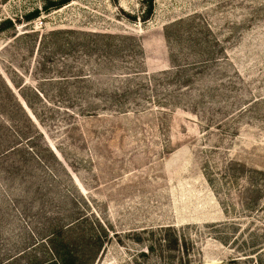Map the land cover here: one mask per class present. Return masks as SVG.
Masks as SVG:
<instances>
[{
    "label": "rangeland",
    "instance_id": "374dc122",
    "mask_svg": "<svg viewBox=\"0 0 264 264\" xmlns=\"http://www.w3.org/2000/svg\"><path fill=\"white\" fill-rule=\"evenodd\" d=\"M43 3L0 0V20ZM145 9V0H72L17 26L38 35L0 36V77L17 94L24 82L38 112L23 102L34 126L0 78V264L50 259L48 242L90 264H155L147 248L164 226L192 236L196 264H264V0H155L143 21ZM51 30L131 35L143 56L125 51L108 65L55 51ZM52 58L70 73L38 67ZM173 62L191 66L160 75ZM134 65L142 75L113 76ZM114 88L138 105L82 112Z\"/></svg>",
    "mask_w": 264,
    "mask_h": 264
},
{
    "label": "trees",
    "instance_id": "16d2710c",
    "mask_svg": "<svg viewBox=\"0 0 264 264\" xmlns=\"http://www.w3.org/2000/svg\"><path fill=\"white\" fill-rule=\"evenodd\" d=\"M72 0H44V3L39 8H34L33 10H29L25 14L21 15L20 18H6L0 20V36L5 32L13 30L11 35V39H18V38H27L30 36H36L39 34V30H35V28H31L30 31H25L23 33L17 32V26L19 24L25 23L28 24L33 20L39 18L42 13H49L52 10H58L63 8L64 6L68 5ZM154 1L155 0H145L146 9L141 16V20L147 21L153 14L154 9ZM45 38L50 40V43L53 46L55 51H64L66 49L75 50L78 49L80 51H84L87 55L89 54H97L101 56L100 58H107L108 65L113 64L114 56L123 57L125 51H129L130 53H134L136 56H143V47L139 39L131 35H120V34H113L107 32H88V31H80V30H51L48 34H45ZM47 41V44H50ZM57 50H56V48ZM53 58L51 59V64L47 66L45 63L39 62V68L43 70H50L52 71L55 67ZM174 63V62H173ZM99 67L97 71H99L102 67V64H98ZM191 66L189 63H174L173 67L169 70H165L160 73L163 76H175L177 72L180 71V74L185 73L188 68ZM56 69L58 74L70 73L71 67H60ZM143 71L138 70V66L134 65L130 68H127L125 72H119L117 74L113 73V76H122V77H129V76H136L142 75ZM97 74V73H95ZM148 75V74H146ZM159 75V74H158ZM83 74L80 75H71V78L76 80L82 79L81 77ZM158 77V76H157ZM2 84L9 92V96L11 97L13 108L17 111L21 112L24 117L35 126L33 123V119L29 115L27 108L38 118V112L34 108L33 101L29 99L24 93H22V89L26 86L23 82L17 88H19V94H17L10 85L2 78ZM69 77L66 76H47L44 77L45 80L51 83H62V81L69 80ZM176 79H179L177 77ZM148 81V83H147ZM143 82L153 86V76H146L143 79ZM14 83V82H13ZM180 85H184L180 84ZM16 87V84H14ZM33 97L38 98L40 101H43L44 92L40 89V87H27ZM90 89V88H89ZM21 91V93H20ZM106 95L108 98L103 101H95V100H87L84 102V107L80 109L82 112H87L92 114H96L100 110L104 111H113V112H128L130 111L131 107H135L138 105L136 102H127L126 97L129 96L132 91L129 90H121V88H114L112 94H108L105 90ZM99 94V93H98ZM44 102H48L44 99ZM26 104L27 108L24 107V103ZM4 108V106H2ZM2 109V108H1ZM80 111V110H79ZM4 112L0 111V114L3 115ZM53 154V152H51ZM39 161H43L42 158L36 155ZM55 157V154H54ZM77 221V220H75ZM74 221V222H75ZM75 224V223H74ZM72 224V225H74ZM179 230L176 226H164L153 230V246H148V253L153 252V256L156 257L155 264H196L192 258L194 248H195V241L193 240L192 236L186 234H180ZM141 240V238H139ZM50 252L53 257L50 259L39 260L35 258L31 264H90L92 262L84 261L79 259L75 256L74 250H67L65 252H61L58 250L54 245H50L48 242ZM96 248L98 249L96 253H99L100 249H102L104 245V241H102V236H98L95 244ZM24 253V252H23ZM243 253H247L246 250ZM145 252H142L141 255L145 256ZM155 261V260H154ZM230 264H241L240 259L233 258L230 260Z\"/></svg>",
    "mask_w": 264,
    "mask_h": 264
}]
</instances>
